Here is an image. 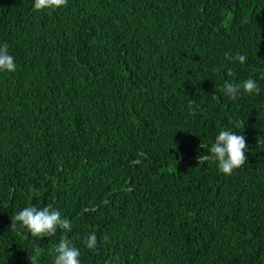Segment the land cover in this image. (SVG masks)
I'll use <instances>...</instances> for the list:
<instances>
[{"label":"trees","instance_id":"16d2710c","mask_svg":"<svg viewBox=\"0 0 264 264\" xmlns=\"http://www.w3.org/2000/svg\"><path fill=\"white\" fill-rule=\"evenodd\" d=\"M34 2L0 0V264H55L61 239L81 264H264V0ZM222 130L247 143L231 175ZM48 205L70 232L11 228Z\"/></svg>","mask_w":264,"mask_h":264},{"label":"clouds","instance_id":"9594fccd","mask_svg":"<svg viewBox=\"0 0 264 264\" xmlns=\"http://www.w3.org/2000/svg\"><path fill=\"white\" fill-rule=\"evenodd\" d=\"M68 0H35L34 9L43 10L45 8H59L66 6ZM228 59H237L243 64L247 57L245 55L237 54L236 57H231L225 54ZM0 70L14 72L16 70V63L14 56L8 51V44L5 42L0 45ZM233 75L231 71L228 73ZM243 91L248 94H259L260 88L255 80L249 78L242 83ZM225 94L231 99H236L241 90V84L224 82ZM200 147H205L201 143ZM247 150V143L244 135L236 134L229 130H222L215 138V142L210 148L211 154L218 160V167L224 174L231 175L234 169L242 167L247 161L245 152ZM199 163L203 157L199 156ZM13 223L11 228L16 227L17 222H20L22 227H25L33 236H53L57 228L71 231L72 224L70 220L62 218L61 213L48 205L42 209L36 206L25 207L23 210L12 217ZM86 245L89 249H95L97 245V237L92 233L86 240ZM57 253L55 257V264H81L79 256L80 251L75 246H72L70 241L61 239L58 247L55 249Z\"/></svg>","mask_w":264,"mask_h":264}]
</instances>
